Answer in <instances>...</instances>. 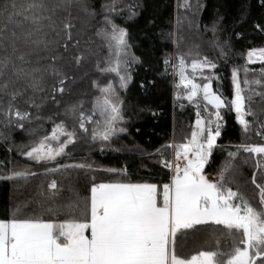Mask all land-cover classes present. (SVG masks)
Listing matches in <instances>:
<instances>
[{"label": "snow or ice", "instance_id": "obj_1", "mask_svg": "<svg viewBox=\"0 0 264 264\" xmlns=\"http://www.w3.org/2000/svg\"><path fill=\"white\" fill-rule=\"evenodd\" d=\"M135 7L127 5L129 19L136 15ZM73 8L87 17H102L94 34L109 58L103 65L97 62L96 71L107 82L92 81L98 95L90 110H85L83 101L65 108L64 115L74 118L71 127L63 120L53 122L50 134L33 140L21 154L44 166L45 175L68 168L91 173L90 187L71 202L57 204L60 189L53 179L46 194L51 203L42 206V211L17 206L0 218V264H264V143L235 145L236 151L228 152L229 161L215 180L204 171L221 136L222 110L235 112L246 138L255 129V135L264 140V119L252 107L253 97L260 96L264 113V67L259 76L249 79L248 75L253 71L249 64L264 65V47L248 50L245 64L232 68L231 100L219 91L215 60L191 51L165 56L164 73L171 69L178 77L176 87L184 90L175 99L195 105L196 121L186 142L173 141L157 149V163L166 169L163 179L132 182L122 178L127 176L126 169L60 160L69 155L66 149L75 145L80 133L92 144L99 143L103 151L113 137L127 132L121 92L128 88L131 66L139 59L130 53L127 29L116 23V17L125 13L121 0H108L99 13L87 0H0V113L6 126L15 124L23 130L33 119L29 109H36L35 119L40 120L39 109L45 103L59 107L74 77L58 66V60L73 50L72 61L78 68L87 55V50L80 51V41L74 40L72 20L79 17H73ZM255 27L264 32V23ZM211 31L218 58L226 61L230 45L215 38V25ZM46 77L53 80L50 92ZM21 100L28 108L17 106ZM167 149L172 150L170 159ZM240 152L248 154L245 163L255 158L251 184L258 190L256 203L230 186L232 161ZM97 172L110 176L98 178ZM36 174L25 168L0 179L27 180ZM206 228L229 237L230 243L222 244L217 238L211 249L183 256L181 249L188 237Z\"/></svg>", "mask_w": 264, "mask_h": 264}, {"label": "trees", "instance_id": "obj_2", "mask_svg": "<svg viewBox=\"0 0 264 264\" xmlns=\"http://www.w3.org/2000/svg\"><path fill=\"white\" fill-rule=\"evenodd\" d=\"M186 1L191 7L184 6ZM106 2L108 0H87L90 7L98 13L101 5ZM121 3L125 5V13L116 17V23L127 29L130 53L139 59V63L131 66L132 80L128 88L121 92L127 132L113 137L110 146L104 147L103 151L99 143L92 144L88 137L80 133L75 145H70L66 150L69 155L61 157L60 160L65 164L88 163L93 167L126 169L127 176L122 177L123 179L132 182H156L163 179L166 172L157 163V149L173 141L186 142L185 137L190 138L197 111L195 105L189 104L187 100L175 99L176 94L183 91L175 88L178 79L172 75L171 69L167 74L164 73L165 56H174L178 51H191L193 55L199 52L202 56L207 55L215 60L218 64L215 71L220 77L219 91L231 100L232 68L245 64L248 50L264 47V32L255 27L257 23H264V4L261 0H121ZM129 4L136 5V15L131 19L127 15ZM72 15L79 17L72 20L76 25L73 30L74 40L80 41V51L87 50V55L78 68L72 61L73 50L58 60V66L69 77H74V82L69 83L68 90L60 99L59 107H55L51 101L45 103L39 109L40 120L35 119L37 110L29 109L33 119L31 123H25L23 130L15 124L6 126L3 114L0 113V177L10 175L13 170L25 168L37 173L27 180L0 179V218L10 215L11 210L17 206L24 211H42V206L51 203L46 200V194L49 191L47 185L53 179L57 181L60 189L55 197L57 204L71 202L77 194H86L90 187L91 173L68 168L45 175L44 166L21 154L27 150L25 146L30 145L33 140L46 133L50 134L53 122L60 123L63 120L71 127L74 118L64 115L65 108L83 101L85 110H90L93 97L98 95L92 87V81L98 80L101 85L107 82V78L96 71L97 62L103 65L109 58L107 48L94 34L99 26L98 20L102 17H87L76 8H73ZM213 25L217 28L215 38L222 44L227 42L230 45L226 61L218 58L219 50L213 47ZM248 67L253 70L249 73L252 78L259 76L264 65L249 64ZM46 82L50 92L53 80L46 77ZM141 84L144 86L141 87ZM216 87L214 81L213 88ZM17 106L21 109L28 108L23 100ZM252 107L264 119L260 96L253 97ZM222 111L224 126L217 140L218 146L214 148L205 166V172L214 180L221 167L229 161L228 152L236 151L235 145L264 143L260 136L255 135V129L245 137L241 126L236 122L235 112L226 109ZM248 119L251 120V117ZM171 154V149L165 151L169 159ZM246 156L247 153L240 152L232 161L230 186L234 191L239 189L256 203L258 190L251 184L255 158L245 163ZM95 175L105 180L110 176L104 172H97ZM42 193L45 195H41ZM25 204L28 208L24 207ZM217 238L222 244L230 243L229 237L213 228H206L188 237L181 254L190 257L200 250L211 249Z\"/></svg>", "mask_w": 264, "mask_h": 264}, {"label": "rangeland", "instance_id": "obj_3", "mask_svg": "<svg viewBox=\"0 0 264 264\" xmlns=\"http://www.w3.org/2000/svg\"><path fill=\"white\" fill-rule=\"evenodd\" d=\"M186 3L188 4L189 2L188 1H186ZM253 64H260V62L258 63V62H256V63H253ZM249 75V74H248ZM240 76H244V73L242 72V75H240ZM251 77V75H249V78ZM255 76H252V78H254ZM177 79H178V77H176ZM252 78H250V79H252ZM242 87H243V85H242ZM175 88L179 91V90H182V91H184L183 90V88H177L176 87V85H175ZM215 89V88H214ZM231 89H232V96H233V88H232V82H231ZM232 99V98H231ZM194 105V104H193ZM223 126H224V124H223ZM222 130V129H221ZM219 139V138H218ZM217 139V140H218ZM70 146V145H69ZM67 150V149H66ZM171 152H172V150H171ZM171 156H172V154H171ZM26 157V156H25ZM27 158V157H26ZM171 158V157H170ZM28 159V158H27ZM29 160V159H28ZM31 161V160H30ZM33 162V161H32ZM205 171V170H204ZM205 174L208 176V178L209 179H211V180H214L212 177H210L206 172H205Z\"/></svg>", "mask_w": 264, "mask_h": 264}]
</instances>
